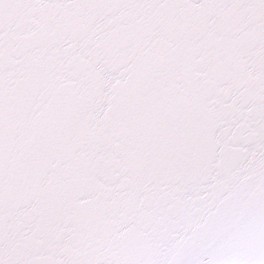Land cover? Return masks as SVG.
Masks as SVG:
<instances>
[{"label":"snow or ice","instance_id":"snow-or-ice-1","mask_svg":"<svg viewBox=\"0 0 264 264\" xmlns=\"http://www.w3.org/2000/svg\"><path fill=\"white\" fill-rule=\"evenodd\" d=\"M0 264H264V0H0Z\"/></svg>","mask_w":264,"mask_h":264}]
</instances>
